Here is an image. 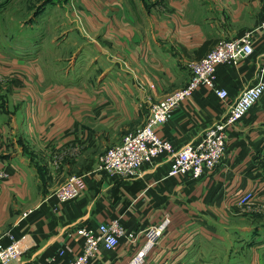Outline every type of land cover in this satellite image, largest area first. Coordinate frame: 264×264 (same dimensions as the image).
Here are the masks:
<instances>
[{"label":"crops","instance_id":"crops-1","mask_svg":"<svg viewBox=\"0 0 264 264\" xmlns=\"http://www.w3.org/2000/svg\"><path fill=\"white\" fill-rule=\"evenodd\" d=\"M67 3L81 30L66 29L63 40H37L41 50L34 56L28 57L26 38L13 42L18 33L0 38V170L9 173L0 178V242L18 241L22 249L7 264L54 257L67 264L82 251L79 227L119 218L126 230L139 232L167 216L169 228L141 264H264V213L244 214L235 204L246 191L264 203V96L229 130L224 159L199 179L169 176L165 155L135 178L96 168L107 149L146 123L154 103L186 85L192 62L221 39L255 30L264 0ZM44 11L33 14L32 28ZM12 12L3 7L0 22ZM257 36L251 56L217 68L216 85L228 90L229 103L264 79V34ZM13 44L18 53L6 49ZM229 103L200 86L159 134L177 148L196 142L227 116ZM74 173L85 176L87 188L61 203L55 190ZM145 241L143 233L136 243L121 238L115 249L102 245L93 264H128Z\"/></svg>","mask_w":264,"mask_h":264},{"label":"built area","instance_id":"built-area-1","mask_svg":"<svg viewBox=\"0 0 264 264\" xmlns=\"http://www.w3.org/2000/svg\"><path fill=\"white\" fill-rule=\"evenodd\" d=\"M257 34H264V19L255 30L246 31L234 38L221 39L207 55L192 62L191 74L186 85L154 103L146 123L125 135L122 142L107 149L99 157L96 168L111 174L135 178L141 175L144 164L165 155L170 162L169 176L190 175L194 179H199L212 172L226 156L229 130L234 128L264 96V79L261 78L256 84L246 86L240 97L233 103H229L228 90L216 85L217 68L221 64H236L251 56L255 50ZM200 86L211 88L223 102L229 103V113L224 119L208 128L198 141L189 142L177 148L170 140L159 134V127L169 119L173 110L181 102L189 99ZM2 148L3 145L0 142V151ZM8 176L7 171L0 170V178ZM86 188L85 176L74 173L59 184L55 194L59 201L64 203L80 197ZM256 200L257 195L254 191H246L239 196L235 204L240 208H246L258 203ZM258 204L260 205L258 209L264 212V203ZM170 222L171 219L167 216L161 223L139 232L126 230L119 218L100 223L97 227H79L77 233L83 241L82 251L67 264H93L102 245L107 249H115L121 238L136 243L140 235L144 233L146 241L128 262V264H141L145 255L164 234ZM59 253L63 255L64 251L60 250ZM21 254L22 249L18 241H13L9 245L0 242V264H7ZM38 264L59 263L54 257Z\"/></svg>","mask_w":264,"mask_h":264},{"label":"rangeland","instance_id":"rangeland-1","mask_svg":"<svg viewBox=\"0 0 264 264\" xmlns=\"http://www.w3.org/2000/svg\"><path fill=\"white\" fill-rule=\"evenodd\" d=\"M67 1L68 0H57V1L56 0H0V18L3 11V7H12V11H13L12 15L6 16L4 21L0 22V38L4 39L3 34H6L7 36V35H13L14 32L18 33L16 37H13V42L17 40H22L25 42L24 39L26 38L28 40V47H27L28 57H31L37 53L36 52L37 50H41V47L39 46L40 44H37V40H50L49 38L51 39L54 38L55 40H63L66 38L68 32L66 31V29H69L70 31V28L73 29L72 31L77 33L76 29L81 30L82 22L77 18V16L75 17V15L73 14L74 11L67 3ZM39 9H42V11L46 9V11H44L45 13H42L41 16L37 17L39 19L38 24L36 25V27L34 26V28H32L33 26L31 27V24L34 25L35 19L33 21H30V19L33 16V14ZM19 11H22V13L19 14ZM10 13L11 10L9 11L8 14ZM1 23H6V26L9 24L10 31H8L7 29L8 27H5L7 33H4L2 31ZM22 23H26L29 29L26 31L25 36L20 37L18 31H19V26ZM80 32L82 33V31H79V33ZM22 34H24V32ZM6 49L12 52H16L17 50H19V47L18 44L17 45L13 44L12 47H7ZM43 49H45V52L47 53L50 52L48 54V57L51 58L50 55H52L53 52L50 51L51 47L48 44H45ZM18 52L19 51H17V53ZM31 60L32 59H30L29 61ZM63 64L66 70L68 61L64 60L63 63H61V66ZM259 207L260 205L258 203H255L249 207L241 208V212L244 214H249L251 212H261L258 209ZM242 242H244V240L234 239L235 245H239V243ZM245 244L246 245L244 246L247 247L248 243L245 242Z\"/></svg>","mask_w":264,"mask_h":264}]
</instances>
